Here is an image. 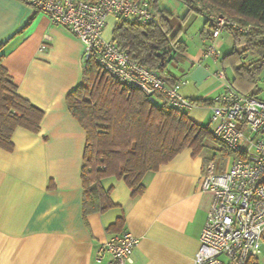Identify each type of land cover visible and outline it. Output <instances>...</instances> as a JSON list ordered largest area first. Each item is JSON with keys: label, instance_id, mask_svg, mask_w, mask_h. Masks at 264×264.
I'll list each match as a JSON object with an SVG mask.
<instances>
[{"label": "crops", "instance_id": "crops-1", "mask_svg": "<svg viewBox=\"0 0 264 264\" xmlns=\"http://www.w3.org/2000/svg\"><path fill=\"white\" fill-rule=\"evenodd\" d=\"M157 3L172 13L173 31L180 29L179 38L187 44L174 59L175 71L170 69L177 80H188L180 93L191 100L216 99L227 82L219 58L231 51L233 35L222 29L217 37L204 38L201 14L186 39L197 12L181 0ZM108 19L112 27L106 39H112L117 18ZM1 43L3 64L18 92L43 108L44 116L38 132L19 126L14 148L0 147V264H107L111 254L97 259L98 248L124 230L139 238L126 264H192L213 200L212 192L202 188L210 157L184 148L148 171L144 191L137 195L123 178L106 176L101 182L112 187L115 205L85 217L81 170L87 132L66 102L82 80L84 44L28 0H0ZM208 44L219 54H206ZM187 111L194 121L212 124L211 106L193 105ZM119 217L120 225L111 228ZM261 251L257 257L264 264Z\"/></svg>", "mask_w": 264, "mask_h": 264}, {"label": "trees", "instance_id": "trees-1", "mask_svg": "<svg viewBox=\"0 0 264 264\" xmlns=\"http://www.w3.org/2000/svg\"><path fill=\"white\" fill-rule=\"evenodd\" d=\"M157 9L158 21L142 22L139 18L119 16L112 41L140 65L156 71L168 84L185 80L172 74L168 65L187 44L180 39V29L173 31L167 9ZM192 11L203 14L206 24L201 33L213 38L216 17L236 23L223 29L234 38L231 51L219 58L229 84L242 93L257 95L260 72L264 69V0H181ZM0 44V147L14 148L12 136L21 126L33 132L40 130L44 109L18 92V86L3 64ZM233 68V77L227 67ZM159 99L161 102H157ZM195 105L213 106L216 99H192ZM68 109L87 132L81 175L83 212H104L115 204L112 187L101 180L110 175L123 178L133 195L144 191V176L150 170L170 161L186 147L199 154L208 143L222 152L226 161L232 153L213 134L209 124L194 121L187 109L167 102L157 91L155 98L139 86L122 81L102 68L94 58L83 61L82 80L66 96ZM224 166V165H223ZM119 217L110 227L120 225ZM247 264H260L252 256Z\"/></svg>", "mask_w": 264, "mask_h": 264}, {"label": "built area", "instance_id": "built-area-1", "mask_svg": "<svg viewBox=\"0 0 264 264\" xmlns=\"http://www.w3.org/2000/svg\"><path fill=\"white\" fill-rule=\"evenodd\" d=\"M51 20L67 27L83 44V61L94 58L116 78L139 86L156 96L162 91L167 102L189 109L193 101L180 93V83L168 84L156 72L132 59L112 39L104 37L110 15L139 18L142 22L158 21V12L150 0H28ZM213 36L225 24L236 23L216 17ZM206 54H219L208 44ZM222 76L227 77L222 70ZM188 80L186 79L185 82ZM212 107V132L229 150L232 161L218 169L211 159L202 177V188L213 200L200 236V246L192 264H247L258 256L264 242V99L242 93L226 82L225 90ZM139 238L128 230L103 242L96 258L111 254L107 264H126Z\"/></svg>", "mask_w": 264, "mask_h": 264}, {"label": "rangeland", "instance_id": "rangeland-1", "mask_svg": "<svg viewBox=\"0 0 264 264\" xmlns=\"http://www.w3.org/2000/svg\"><path fill=\"white\" fill-rule=\"evenodd\" d=\"M198 16V20L192 23V26L189 28L188 32L186 34H184V36L186 37V39H190V36L193 34L194 31H196V26L199 24V21H201L203 19V15L201 14H196ZM107 22H108V26L105 27L106 31H105V35L104 37H109L110 33H111V27H112V22L111 19L107 18ZM227 32V31H226ZM225 32V34H226ZM191 45H193V42H190ZM224 50L229 49L227 46H224L223 48ZM175 64L176 61L172 60L170 62V64L168 65L169 69H172L175 71ZM227 72L230 75V77H233V68L231 65H229L227 67ZM256 90H258V95L261 98H264V69L260 72V76H259V80H258V87L256 88ZM157 102H161L159 99H157ZM207 120V119H206ZM208 121H206L207 123ZM210 127L212 128V124H210ZM215 143H208V146L206 148L203 149V153L206 154L208 157H210L209 160L213 159L216 164H217V168L219 169L221 166L223 167V165L228 166L231 161H232V155L230 154L228 156V158L226 159V161L223 159L222 157V152L219 150L215 149ZM262 250L264 251V244H262ZM262 252V251H261Z\"/></svg>", "mask_w": 264, "mask_h": 264}]
</instances>
